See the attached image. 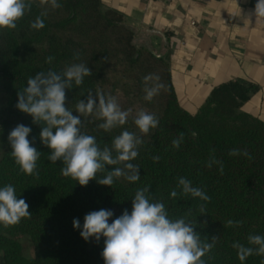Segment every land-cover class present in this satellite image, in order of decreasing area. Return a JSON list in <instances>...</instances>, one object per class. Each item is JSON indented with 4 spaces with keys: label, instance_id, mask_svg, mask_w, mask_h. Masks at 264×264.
I'll use <instances>...</instances> for the list:
<instances>
[{
    "label": "trees",
    "instance_id": "1",
    "mask_svg": "<svg viewBox=\"0 0 264 264\" xmlns=\"http://www.w3.org/2000/svg\"><path fill=\"white\" fill-rule=\"evenodd\" d=\"M61 8L42 7L34 0L31 10L17 22L15 30H0V187L12 184L17 198L25 199L31 218H23L5 229L0 225V259L4 264H104L100 255L104 238L85 241L73 220L92 211L110 209L119 217L132 210V198L138 188L150 185V191L162 201L169 217L177 219L191 212L188 219L196 220L204 239L218 236L212 251L203 259L207 264H262L264 257L253 255L241 262L234 242L248 245L249 235L264 236V121L242 110L243 105L259 87L244 79L231 80L215 86L194 113L179 102L166 55L157 53L151 45L137 41L135 30L124 15L105 7L101 0H58ZM45 27H30L37 16ZM80 54L79 60L74 55ZM53 56L51 64L46 58ZM85 63L92 75L85 77L80 86L73 84L66 90V106L76 113L79 100H87L89 92L97 90L115 96L122 109H132V115L123 126L105 132L98 128L102 121L94 117L85 120L82 131L97 138L101 148L111 146L112 140L127 130L141 135L133 122L140 109L159 118V125L143 135L144 143L132 163L139 166L140 180L132 183L124 178L112 187L103 186L95 179L87 186L61 175L62 161L51 163L50 149L44 146L39 133L41 126L32 123V117L19 111L15 105L17 92L27 86L29 77L41 71H63L72 63ZM156 74L165 88L151 102L143 99V78ZM83 119V118H82ZM18 124L32 129L28 139L41 152L37 161L38 176L19 172L11 157L9 132ZM184 133L180 147L172 146L173 139ZM223 162L206 166L211 150ZM231 149L247 151L244 155L229 156ZM159 156V161L152 157ZM114 167V166H112ZM103 174H98V178ZM179 177L202 188L210 202L206 214L201 215L199 198L180 196L173 199L170 192L177 189ZM242 221L235 227L226 222ZM21 236H27L34 255L23 253ZM211 257V258H209Z\"/></svg>",
    "mask_w": 264,
    "mask_h": 264
},
{
    "label": "clouds",
    "instance_id": "2",
    "mask_svg": "<svg viewBox=\"0 0 264 264\" xmlns=\"http://www.w3.org/2000/svg\"><path fill=\"white\" fill-rule=\"evenodd\" d=\"M33 2L34 0H0V30H15L17 22L31 10ZM39 4L51 9L62 7L58 0H39ZM47 7L31 22L32 29L45 27L42 17L47 15ZM252 16H255L256 21H264V0H257L254 9L248 13V19ZM79 59L80 54L76 53L74 60ZM53 60V56H48L45 62L51 64ZM91 75V69L82 62L72 63L61 72L53 69L38 72L28 78L26 87L18 90L15 107L30 115L33 124L41 126L39 139L50 149L47 159L53 164L62 161V176L78 181L81 186H87L93 179L98 184L109 187L120 178L135 183L140 180V172L139 166L132 161L138 157L139 148L144 143L142 136L158 127L159 118L140 109L133 117V122L141 135L124 130L113 138L110 147L106 145L101 148L95 136L82 131L86 118L94 117L102 121L98 128L111 132L127 123L132 109H122L115 96L97 90L95 95L93 92L87 94L86 102L79 100L76 103L74 111L79 115H73V110L66 106V90L72 89L73 84L80 86L84 78ZM143 80V99L151 102L165 85L156 74H148ZM31 132V127L18 124L9 132L8 143L19 172L38 176L37 161L41 152L32 146L35 137L32 141L28 139ZM183 140L184 133L181 132L178 138L173 139L172 146L178 149ZM214 152L212 149L206 166L211 168L213 164H217L223 174V162L215 158ZM228 155L251 158L246 150L241 152L239 149H231ZM152 159L159 161L160 157L154 156ZM98 174L103 175L98 178ZM176 187L180 191L173 189L170 192L171 198L175 199L178 195L199 198L203 203L198 205V210L201 215L206 214V203L211 198L202 188L194 187L192 181L185 177L178 178ZM150 188L147 185L135 191L131 213L125 209L109 223L114 212L102 208L87 213L82 226L78 218L74 219V229L80 230V235L86 242L90 238H94L96 242L101 237L104 238V248L100 254L104 264H207L203 258L212 251L219 237L213 236L210 241L208 237L202 239V235L194 230L197 227L196 220L188 219L190 211L180 218H170L165 204L154 197ZM17 197L12 184L0 187V225L5 229L32 216L25 199ZM239 224L242 221L229 219L225 227ZM247 241L250 246L239 242L232 244L241 262L253 255L264 257V236L252 234Z\"/></svg>",
    "mask_w": 264,
    "mask_h": 264
},
{
    "label": "crops",
    "instance_id": "3",
    "mask_svg": "<svg viewBox=\"0 0 264 264\" xmlns=\"http://www.w3.org/2000/svg\"><path fill=\"white\" fill-rule=\"evenodd\" d=\"M101 1L124 15L138 42L163 55L171 50L173 83L185 109L196 112L215 86L244 79L259 89L242 110L264 121V21L248 19L257 0Z\"/></svg>",
    "mask_w": 264,
    "mask_h": 264
},
{
    "label": "rangeland",
    "instance_id": "4",
    "mask_svg": "<svg viewBox=\"0 0 264 264\" xmlns=\"http://www.w3.org/2000/svg\"><path fill=\"white\" fill-rule=\"evenodd\" d=\"M20 242L22 244L24 255L27 257H32L34 255V248L31 244L29 238L27 236H21ZM0 264H4L2 257L0 259Z\"/></svg>",
    "mask_w": 264,
    "mask_h": 264
},
{
    "label": "built area",
    "instance_id": "5",
    "mask_svg": "<svg viewBox=\"0 0 264 264\" xmlns=\"http://www.w3.org/2000/svg\"><path fill=\"white\" fill-rule=\"evenodd\" d=\"M146 1H149V0H146Z\"/></svg>",
    "mask_w": 264,
    "mask_h": 264
}]
</instances>
